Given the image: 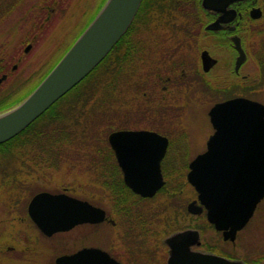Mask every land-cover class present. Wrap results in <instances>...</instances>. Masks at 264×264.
<instances>
[{"label":"flooded vegetation","instance_id":"af4514ba","mask_svg":"<svg viewBox=\"0 0 264 264\" xmlns=\"http://www.w3.org/2000/svg\"><path fill=\"white\" fill-rule=\"evenodd\" d=\"M228 2L217 8H208L204 6L203 0H165L164 16L159 20L160 23H153V28L147 24L143 14L134 21L133 31L124 34L128 39L117 42L113 58L116 76L113 98L115 111L111 117L115 127L110 131L105 130L107 133L101 139L100 179L94 193L100 199H110L116 195L113 189L117 183L123 182L126 185L121 159L126 167H132L136 173H143V169L160 161L165 184L168 182L166 168L175 163H184L188 168L186 183L195 194L184 207L188 212L186 217L193 222L201 215L206 218L205 209L201 214L188 209V205L197 200L198 193L188 182L187 174L192 161L207 151L208 142L217 131L211 116L213 106L236 97L264 104V0ZM23 10L24 0H0V39L6 53H9L7 40L14 34H25ZM52 11L51 9L49 13ZM83 18L88 20V15L84 14ZM44 19H50V16L47 15ZM38 36V31H31V38ZM12 52L16 61L23 59V50ZM241 55L244 56L243 59H239ZM3 60L12 62L3 57L0 59V113L25 98L24 84L20 85L22 81L8 80L7 70H14L19 62L8 67L9 63H3ZM50 63L48 61L44 65L37 77L43 75ZM8 82L12 84H7ZM33 82L34 80L30 81L28 86ZM219 89L226 90L227 94L217 99L216 92ZM201 116L204 120L198 125ZM197 129L201 134L208 129L204 138L200 139L201 143H197L195 138ZM115 131L141 132L142 135L119 138L114 147L109 136ZM144 132H149L150 135ZM165 138L167 146L164 144ZM238 140L244 144L242 136L240 139L239 136H230L228 142L234 147H242V143H236ZM223 141L221 139L219 144L215 143V151L222 150ZM182 146L191 154L180 159V156L177 158L175 155L182 152ZM66 150L68 152V146ZM57 151L53 137L37 144L0 143V237H19L16 243L0 241L4 245L13 243L6 244L5 247L1 243V253L15 252L17 255L14 258L30 261L34 258L30 252L35 249L34 252L40 254L44 248L43 259H47L49 264H56L57 251L53 245L55 238L70 230L51 235L44 233L32 218L31 210L40 213L51 209L53 203L40 198L32 205L33 199L42 192L66 193L86 199L74 192L75 188L64 183L68 178V153L60 154L59 157H62L58 160ZM56 164L66 167L65 180L59 183V167ZM86 184L95 185L94 182ZM165 187L166 185L153 196H143L127 186L131 195L139 199H155L160 192H168L169 189ZM184 208L181 206L175 211L178 218L184 217ZM105 209V220L84 224L114 226L117 220L112 217L113 210L111 212ZM186 226L177 230L197 229L200 232L202 243L194 246V249L231 259H243L232 250L211 248L204 242L207 235L198 223ZM209 226V232L214 231L222 245L233 250L244 229L226 239L223 231L216 230L213 224ZM41 240L47 245L40 246ZM163 243L165 244L164 239ZM3 250L8 252L4 253Z\"/></svg>","mask_w":264,"mask_h":264},{"label":"water","instance_id":"95a60500","mask_svg":"<svg viewBox=\"0 0 264 264\" xmlns=\"http://www.w3.org/2000/svg\"><path fill=\"white\" fill-rule=\"evenodd\" d=\"M228 1L231 0H203V4L208 8H217L228 4ZM141 2L106 0L40 84L18 105L0 113V143L19 134L86 77L125 34ZM243 57L241 55L239 59ZM211 116L217 131L210 138L207 151L191 163L187 178L195 186L198 198L188 205V209L201 213L206 208L208 221L217 230L223 231L227 239L235 236L251 220L258 204L264 199V104L236 97L216 103ZM144 133L150 135L149 132ZM131 135L139 137L142 133L115 131L110 134L109 140L115 147L119 138ZM230 136H239V139L242 136L244 144L241 140L236 143L243 146L230 144ZM221 139H224L223 148L215 151V143L219 144ZM164 144L167 146V138ZM121 164L126 184L143 196L154 195L165 183L160 161L143 169V173L126 167L122 159ZM40 198L50 200L53 203L51 209L40 213L31 210V214L48 235L71 230L87 222L99 223L107 216L104 208L66 193L42 192L33 199L32 205ZM164 242L169 247L167 264H247L242 259L194 249L201 244L197 229L174 232ZM56 264L123 263L101 247L85 246L57 256Z\"/></svg>","mask_w":264,"mask_h":264},{"label":"rangeland","instance_id":"374dc122","mask_svg":"<svg viewBox=\"0 0 264 264\" xmlns=\"http://www.w3.org/2000/svg\"><path fill=\"white\" fill-rule=\"evenodd\" d=\"M43 2L44 0L40 1V4ZM99 3L100 0H64V2L62 1V5H59L60 9H63L61 11V15H54L50 17V19H47V21L46 19L42 20V25L40 26L41 32H39V36L37 38L33 39L30 37L31 27L24 30L25 34L23 36H18L17 34L11 36V39L7 40V42L9 55L12 62L3 60V63H9L8 67H10V65L15 62L19 63L14 70H12L11 68L7 70V72L9 73L8 80H23L25 78H29L30 81L35 80L37 78L35 77V75L39 74L43 70L44 65L48 61L53 60L57 56L58 51L64 50L69 45L70 41L76 36L78 31H80L82 27H84V25L89 21L90 16L96 12ZM47 5H50V10L57 6L56 2ZM64 9L67 10V14L63 13ZM84 14H87L89 16L88 20H86V18L82 19ZM0 41H2V39H0ZM18 49L23 50L24 53L23 59L20 61H16L17 59H14L13 57L14 54H11V51L15 52V50ZM26 49L29 50L25 51ZM2 57L3 56H0V59ZM10 83L11 82H8L7 84ZM226 94V90L219 89L216 92V98L220 99L222 97H225ZM114 111V104H111L110 111H108V117L111 118L114 114ZM110 118L108 119V122L106 120V123H104V125L102 124L98 129L100 132V136L102 137L106 135V131H110L115 127L114 121ZM202 120H204L203 116H201L200 123L198 122V125L202 123ZM81 129L82 128H79L77 130L82 131ZM207 132L208 129H206V131L201 134L202 132L197 129L195 133L197 143H201L202 140L200 139H203L204 135ZM22 140L25 139L22 138ZM33 142H36V139H33ZM25 144L28 143L25 142ZM101 145L102 143L98 144L97 146L101 148ZM183 148L184 149L181 153L178 152L175 155L177 158L178 156H180V159H182L183 157L186 158L187 155L189 156L191 154V152H188L189 150L187 148ZM70 149H72V145ZM105 151L107 150L105 149ZM81 158L82 156L79 152L68 153V178L64 183L68 184V186H70L71 188H75L74 192L80 193L83 198L99 203L112 212L114 208L109 199H100L96 194H94L96 193V183L97 180L100 179V176L98 174H93L92 168L89 169V166L94 165V162L96 161L90 162L88 160L85 161V159ZM57 166L59 167L57 169V181L59 183V181L65 180L66 167L64 165ZM187 170L188 168L184 166V163L183 165L182 163H175V165H169L166 168L168 182L165 185L169 189L168 192H160L155 199L145 202V204H151V206L148 205L147 207H145L146 209H149V216L147 220L148 225L147 223H145V228L149 230L145 229L144 231L143 229H141V227L140 229H138L136 226L134 227L131 224L133 232L141 234L140 236H138V240H146V242L149 244V247L147 249L149 254L152 255L153 253H156L158 263L162 258H164L166 262L168 253L167 247L163 244V238L166 237L167 234L169 235L173 230L175 231L177 229L187 227L186 225L189 223H198L199 227L202 228V230L205 231L207 235L204 238V242L208 243L211 248H214L215 250H232L234 253L239 254V256L241 255L240 257L245 259L247 262L252 261L256 262L257 264H264V200L259 204L253 218L244 227L243 231L241 232V239L239 240V242H237L234 250L229 246L225 247L222 245L223 243L220 242L221 239L217 237L214 231L211 233L209 232L210 224L203 215L199 216L198 220L194 218L196 220L194 222L190 221V218L188 219V217H186L188 216V212L184 207L192 200V198L195 197V194L192 193L190 186H188L186 183ZM92 182H94L95 185L86 184H91ZM178 189L181 190V195L179 196V198H177V200L179 199L177 201L178 206H175L176 204H174L173 206H169L168 208H166L167 203L170 200L168 198V193L170 194L172 190ZM172 198L173 199H171V201L176 200L175 196H173ZM181 206L184 208V217L178 218L175 211L178 207ZM138 207L142 208L143 210L145 209L141 206H137V208ZM114 212L115 214L112 212V217L117 220L114 226L108 224H83L76 226L69 232L58 234L53 244L57 251L56 255L58 256L60 254H63L64 252L71 253L84 246H100L110 251L124 264H128V262L132 264L133 260L127 258V251L125 247V242L126 240H129V238L126 240L123 239L125 228L130 229V227L128 226L129 223H127L126 227L125 223L123 222L124 219L120 215L116 214L118 213V211L114 209ZM155 212L158 213L154 214ZM144 220L146 222V218ZM147 226H150V228H148ZM18 238V236L8 238L2 236L0 237V241L6 240L16 243V239ZM12 242L6 244H13ZM1 243L2 242H0V245ZM45 243L46 242H44V240H41L40 246L45 245ZM5 245L3 244L2 247H5ZM34 250H31L32 252H30L34 255V258H31L32 260L30 261L16 259L14 257L15 255H17V253H5L8 251L3 250L5 254L0 252V264H49L47 259L46 261L45 259H43L45 255L43 253L44 248L40 251V254H38L37 251L34 252ZM39 255L41 256L40 258Z\"/></svg>","mask_w":264,"mask_h":264},{"label":"trees","instance_id":"16d2710c","mask_svg":"<svg viewBox=\"0 0 264 264\" xmlns=\"http://www.w3.org/2000/svg\"><path fill=\"white\" fill-rule=\"evenodd\" d=\"M40 1L42 0H24V30L31 27V31L41 32L40 26L42 25V20H45V16L49 15L52 17L57 14L61 15V11L63 9H60L59 5H62V1L64 2V0H44V4H40ZM54 2H56L57 6L52 8L53 11L49 13L50 5L47 4H52ZM104 2L105 0H100L96 12L90 16L89 21L77 33V36L93 19ZM164 6L165 0H143L134 21L138 20V18H140V16L142 17L144 14L143 16L146 17L147 24L149 23L154 28L153 23L156 21H158L157 23H160V19H162V16H164ZM66 11L67 10L64 9L63 13L67 14ZM32 18H35V20H31ZM133 23L128 29L127 33L133 31ZM124 39L126 40L128 37L124 35L121 40ZM74 40L75 38L71 40V43ZM2 43L3 42L1 41L0 56H3L6 60H11L9 53L5 52V48L2 46ZM71 43L64 50L58 51L56 58L51 60L49 67L46 69L43 75L37 77L30 87L28 86L30 82L29 78L21 80L22 83H20V85L24 84L25 87L24 97H26L41 82V80L69 48ZM116 47L117 45L113 47L108 55L82 81H80L75 87H73L58 101H56L25 130L5 143L18 144L26 142L28 144H34L48 141L51 137H53L55 138V142L58 147V160H60L62 157H59L60 154L65 155L66 153L70 152H79L82 156L81 159H85V161L88 160L90 162L96 161L94 162V165L89 166V169L92 168L93 174H98L100 148L97 145L102 143V136H100L98 129L102 124L104 125V122L106 123V120L108 122V119L110 118L108 117V111H110L111 104H113V98L115 96L114 89L116 76L113 58ZM130 47H132V45ZM79 128H82V131L77 130ZM22 138L25 140H22ZM33 139H36V142H33ZM71 145L72 149H70ZM66 146H68V152L66 150ZM114 186L115 188L113 190L115 191L116 195L112 196L109 201L111 202L113 208L118 211L116 214L120 215L124 219L123 222L125 223L126 227L127 223L130 224H128L130 229L125 228V232L123 234L124 240L129 238V240H126L125 242L127 258L133 260L132 264H166L164 258H162L164 262L161 259L158 263L156 253H153L152 255L149 254L147 250L149 244L146 242V240H138V236L141 234L134 233L133 228L131 227L132 224L138 229H140V227L144 231L147 229L145 228V223L148 225L147 220L149 216V209H146L145 207L148 205L151 206V204H145V202L152 199L136 198L134 195H131L130 190L123 182L117 183ZM180 195L181 190L179 189L172 190L170 194L168 193V198L170 200L167 203L166 208L173 206L174 204H176L175 206H178L177 201L179 199L177 200V198H179ZM173 196L176 197L175 201H171ZM137 206H141L145 209L143 210L142 208H137ZM114 209L113 213H115ZM157 213L158 212H155L154 214ZM145 218L146 222L144 220ZM148 228H150V226ZM248 263L257 264L256 262L252 261H248ZM128 264L130 263L128 262Z\"/></svg>","mask_w":264,"mask_h":264},{"label":"bare ground","instance_id":"6f19581e","mask_svg":"<svg viewBox=\"0 0 264 264\" xmlns=\"http://www.w3.org/2000/svg\"><path fill=\"white\" fill-rule=\"evenodd\" d=\"M38 76V74L37 75H35V77H37Z\"/></svg>","mask_w":264,"mask_h":264}]
</instances>
